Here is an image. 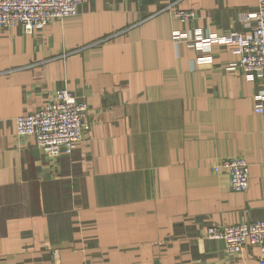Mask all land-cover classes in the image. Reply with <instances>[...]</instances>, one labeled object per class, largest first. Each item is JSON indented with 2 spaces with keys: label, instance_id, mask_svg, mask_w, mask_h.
<instances>
[{
  "label": "crops",
  "instance_id": "1",
  "mask_svg": "<svg viewBox=\"0 0 264 264\" xmlns=\"http://www.w3.org/2000/svg\"><path fill=\"white\" fill-rule=\"evenodd\" d=\"M256 8L89 0L40 31L0 26V264H260L257 246L230 255L204 231L264 219V80L225 70L238 55L220 43L204 60L173 38L247 32L238 15ZM61 87L86 102L89 129L50 159L15 118ZM229 156L249 164L245 190L212 169Z\"/></svg>",
  "mask_w": 264,
  "mask_h": 264
},
{
  "label": "built area",
  "instance_id": "2",
  "mask_svg": "<svg viewBox=\"0 0 264 264\" xmlns=\"http://www.w3.org/2000/svg\"><path fill=\"white\" fill-rule=\"evenodd\" d=\"M86 1L89 0H0V26L9 28L20 24L27 33L40 31L52 19L76 14L79 6ZM172 15L187 20L194 18L195 12L192 9L173 8ZM238 19L246 25L253 21L247 32L231 30L205 35L199 28L192 33L176 29L173 38L177 42L184 41L189 48L198 52V59L204 60L209 57L205 53L210 44L220 43L238 55L236 61L225 66V70L230 73L240 71L247 77L256 76L264 80V0H257L256 10L241 12ZM255 102V110L262 112V91L255 94ZM87 112L86 102L66 87H61L36 110L15 118L16 133L34 137L38 148L52 159L61 152H71L82 140L89 129ZM248 168V162L240 156L222 157L212 164L214 171L227 174L229 186L235 191L247 188ZM204 235L222 240L225 251L230 255H240L247 244L257 246L260 264H264V219L209 225Z\"/></svg>",
  "mask_w": 264,
  "mask_h": 264
}]
</instances>
